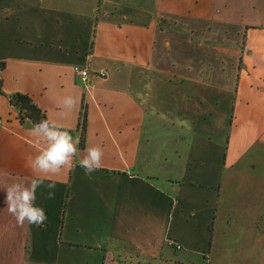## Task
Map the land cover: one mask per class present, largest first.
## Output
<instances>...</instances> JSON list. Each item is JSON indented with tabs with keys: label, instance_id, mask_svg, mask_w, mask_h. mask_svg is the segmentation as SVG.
<instances>
[{
	"label": "crops",
	"instance_id": "crops-1",
	"mask_svg": "<svg viewBox=\"0 0 264 264\" xmlns=\"http://www.w3.org/2000/svg\"><path fill=\"white\" fill-rule=\"evenodd\" d=\"M17 1L60 17L55 41L3 44L0 186L43 178L47 221L18 224L0 187V264H264V0ZM15 92L79 140L74 168L29 167L46 143L17 118ZM86 146L103 151L90 175Z\"/></svg>",
	"mask_w": 264,
	"mask_h": 264
},
{
	"label": "clouds",
	"instance_id": "clouds-1",
	"mask_svg": "<svg viewBox=\"0 0 264 264\" xmlns=\"http://www.w3.org/2000/svg\"><path fill=\"white\" fill-rule=\"evenodd\" d=\"M79 104V98L67 95L63 98L62 108L74 110ZM34 135L41 137L46 146L29 163L34 172L43 174H57L62 168H74L73 157L77 154L78 139L73 136L61 123L55 120L44 119L36 123L32 129ZM103 151L99 146H86L79 166L90 175L102 167ZM44 186L43 178L25 182L22 179H13L0 186L6 190L7 211L12 214L18 224L27 222L30 225L42 226L47 221L43 207L37 205L36 191ZM49 189L48 198L55 196V182L46 185Z\"/></svg>",
	"mask_w": 264,
	"mask_h": 264
},
{
	"label": "rangeland",
	"instance_id": "rangeland-1",
	"mask_svg": "<svg viewBox=\"0 0 264 264\" xmlns=\"http://www.w3.org/2000/svg\"><path fill=\"white\" fill-rule=\"evenodd\" d=\"M14 1L18 2L17 0H8V2L7 0H0V55L6 53L7 51L3 44H9L10 46H13V44H15L19 38H22L23 35H26L23 39L29 38L31 39V42H34L33 36L36 38L40 37V41L42 42H47L49 40L55 41V34L52 29L53 26H55V19L60 17L57 12L50 13L49 11H41L37 8H35V10L33 8H31V10H19V8H14V11H12L11 7L7 5L9 3H13ZM90 20L81 21L80 25L76 28V34L80 39L79 42L84 47L88 46L92 39L94 20L88 24ZM83 22L86 23L85 26L81 24ZM56 28L58 30L61 29L60 26ZM49 44L50 43H48V45ZM57 44L61 46L60 42H53V45ZM62 50H65L64 46ZM12 51L13 49H10L11 53H13ZM167 126L168 133H170V138H174V135L177 134V132L180 134L181 129H179L178 126H173L171 122H168ZM187 132L188 131L185 132L186 135ZM160 138L161 136L159 135V138L156 137L154 140L157 141ZM167 140L168 137L167 139L166 137L160 139L162 142H166ZM157 145L158 142H154V147H157Z\"/></svg>",
	"mask_w": 264,
	"mask_h": 264
},
{
	"label": "trees",
	"instance_id": "trees-1",
	"mask_svg": "<svg viewBox=\"0 0 264 264\" xmlns=\"http://www.w3.org/2000/svg\"><path fill=\"white\" fill-rule=\"evenodd\" d=\"M4 61H0V73L4 69ZM9 103L16 109L17 118L22 123L29 121L36 124L46 119L45 113L33 102L31 97L22 92H15L8 97Z\"/></svg>",
	"mask_w": 264,
	"mask_h": 264
},
{
	"label": "built area",
	"instance_id": "built-area-1",
	"mask_svg": "<svg viewBox=\"0 0 264 264\" xmlns=\"http://www.w3.org/2000/svg\"><path fill=\"white\" fill-rule=\"evenodd\" d=\"M72 71H73V74L76 77H79L82 80H86L88 75H89V73H90L88 68L81 67V66H78V65H73L72 66ZM97 73L99 75H101V76L105 75V71L104 70H99ZM177 247H179V246L177 245Z\"/></svg>",
	"mask_w": 264,
	"mask_h": 264
},
{
	"label": "water",
	"instance_id": "water-1",
	"mask_svg": "<svg viewBox=\"0 0 264 264\" xmlns=\"http://www.w3.org/2000/svg\"><path fill=\"white\" fill-rule=\"evenodd\" d=\"M0 88H1V80H0ZM0 93H2L1 89H0Z\"/></svg>",
	"mask_w": 264,
	"mask_h": 264
}]
</instances>
